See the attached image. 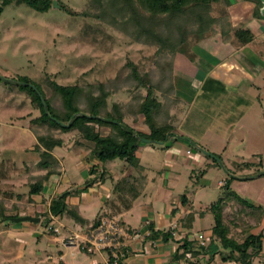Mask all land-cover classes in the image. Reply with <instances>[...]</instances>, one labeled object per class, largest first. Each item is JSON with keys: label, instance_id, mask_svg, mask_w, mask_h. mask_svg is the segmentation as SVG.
Segmentation results:
<instances>
[{"label": "rangeland", "instance_id": "rangeland-1", "mask_svg": "<svg viewBox=\"0 0 264 264\" xmlns=\"http://www.w3.org/2000/svg\"><path fill=\"white\" fill-rule=\"evenodd\" d=\"M101 1L55 0L57 4L53 3L50 11L39 13L26 4H16V1L3 6V0H0V7L3 8L0 15V78L3 79H0L1 215H19L21 211L35 208L33 200L29 199V192L30 184H34L40 174L37 165L39 149L60 148L58 152L61 151L64 154L61 156L66 157L67 174L77 183L83 181V173L76 167L74 159L87 164H91V161L101 162L91 154L93 144L89 142L86 145L80 131L66 133L51 127L50 122L38 121L42 110L33 95L16 85L19 79L27 78L37 85L44 92L46 100L61 114L65 113V108L53 84L83 88L85 92L80 100L81 106L87 102L89 88L102 84L111 94L108 98V109L111 110L115 103L127 105L134 101L136 91L129 88L133 83L128 79L131 73L129 64L147 73L155 72L159 64L167 66L172 60V43L161 45L150 43L147 39L144 42V38L142 42H135L109 25L112 14L106 12L104 15ZM228 1L232 17L237 7L241 10L257 7L253 1ZM63 6L72 14L67 13ZM218 8L224 9L226 14V9L217 5L215 11H219ZM255 18L260 25L259 30L264 34V18ZM262 37L257 38L255 47L246 49L242 55L246 63L252 66L255 77L254 80L243 77L241 87H236L238 79L231 74L235 85H205L207 72L195 68V55L189 54L185 58L175 55L174 84L179 97L185 102L181 119L175 125L176 130L183 133L186 143L170 141L165 146L146 144L142 150V162L152 169L149 170V178L153 170H162L159 180L165 186L168 184L178 199L185 194L194 196V206L199 208L217 203L228 191L224 187L231 176L228 170H235L237 177L230 189L252 204L264 207V177L253 176V171L236 170L233 165L257 163L258 155L264 159V35ZM202 50L200 46L191 49L192 54L206 57L208 62L215 61ZM180 66H189L188 71H182V68H178ZM142 92L146 94L145 90ZM94 93L99 94L98 87ZM143 119L142 116H130L127 122L147 131ZM99 130L104 135L110 132L106 128ZM172 143L175 146L170 153L168 147ZM51 151L57 154L53 149ZM101 163L85 168L91 170L88 175L96 173L93 177L96 181H100L101 177L105 178V182L108 180V187L115 185L111 182L112 176L124 185L141 180V171L137 169L129 175V165L121 160L109 161L104 165ZM167 165L169 169H166ZM230 206L225 212L228 221L237 212L236 208H241L237 203L233 209ZM43 217L44 220L38 226L39 232L50 234L49 228L53 227V222L48 221V213H44ZM210 217L207 220L209 227L212 222ZM243 220L239 222L242 225L237 224L241 229L248 221L250 226L259 227V223L252 218L247 221L244 216ZM237 221L239 218L236 215ZM5 227L7 225L0 223V232ZM245 234L237 232L236 235L241 241ZM16 235L11 229L0 234V264L39 263L42 261L39 257H46L50 251L44 236L39 242L34 237L23 238L28 241V246L22 248L14 239ZM5 244L7 247L4 248ZM13 244L17 247L14 248ZM8 245L14 248L15 257H9L8 252L12 250ZM67 259L70 260V257ZM253 264H264V258L255 260Z\"/></svg>", "mask_w": 264, "mask_h": 264}, {"label": "trees", "instance_id": "trees-1", "mask_svg": "<svg viewBox=\"0 0 264 264\" xmlns=\"http://www.w3.org/2000/svg\"><path fill=\"white\" fill-rule=\"evenodd\" d=\"M14 1H16V4H26L39 13H46L51 10L55 0H3V6ZM96 1L99 2V0ZM248 1L257 3L254 13L255 16L261 17V2L258 0ZM102 3L101 7L104 15L106 12L112 14L110 23L105 21L131 37L135 42H142L141 40L144 38V42L147 39L150 43L161 45L172 43L174 45L171 62H166L168 63L167 66L159 64L155 72L142 73L137 66L129 64L131 73L128 79L133 82L129 85V88L136 91L132 103L124 104L126 106L115 103L112 109L109 110L108 98L111 94L104 85L100 84L89 88L90 92L86 94L87 102L85 106H81L80 100L85 92L83 88L77 85L62 86L53 84L56 93L62 98L65 108V113L61 114L46 100L44 92L29 79L21 78L16 85L23 87L29 95L35 97L42 110V115L38 118V121L50 122L51 127L66 133L80 131L87 142L86 145H89V142L93 144L91 154L96 159L103 163L121 160L129 165V175H131L134 170H142L141 161L136 153L145 140L150 141L147 143L153 146H165L170 141L185 140L183 136L177 133L175 126L178 117L179 97L173 85L172 66H174V58L175 55L187 56L190 54L193 56L191 49L197 46L202 39L215 34L217 31L227 33L230 27L227 28L229 23L224 22V9L218 8L219 11H215L214 8L217 5L227 10L230 3L228 0H103ZM63 9H65L64 6ZM65 11L72 14L67 9ZM2 12L3 8L0 7V15ZM235 37L242 43L252 39L251 33L246 30L236 31ZM164 65L166 64L164 63ZM31 85H34L35 88ZM96 87H98V95L94 93ZM143 90L146 94L142 92ZM41 97L46 102V108ZM173 109L176 113H172ZM130 116L144 117V125L147 126L149 132H141L129 124L127 119ZM59 122L65 125L70 124V127L62 126ZM100 128L109 129L110 132L108 131L104 135V132L99 130ZM188 142L191 146L193 145L191 141ZM51 149L52 147L49 150H36L39 154L38 168L45 170L46 173L39 175L36 182L30 184V196L39 194L50 177L58 173L59 163L51 153ZM258 159L257 163L242 162L233 163V165H235L236 170L253 171V176L264 177V159L259 155ZM214 161H216L215 158ZM228 172H231V176L224 186L228 191L209 208L214 216L213 241H218L221 251L226 252L225 255H222L223 261L253 264L254 258L258 257L263 251L264 229L260 227L264 225V207L252 204L231 190L230 187L237 177V172L235 170H228ZM142 179L144 180L141 177V180H137L135 184H119L116 190L131 196L129 200H126L131 202L140 195L143 185ZM69 195V192H65L53 199L48 215L51 214L53 217L65 216L83 224L85 220L75 208L69 207L66 203ZM181 199L184 202L185 196H182ZM230 202L237 203L241 208L233 213L231 221H225L224 209ZM245 209L248 211H245ZM236 215L239 218L238 223L244 221V216H246L258 222L259 227L245 223V227L241 229L237 225L238 223L235 222ZM19 217L17 214H0V223L8 224L7 222L10 219ZM102 217L97 218L91 227L98 226ZM231 228H235L240 233L250 230H254V232L240 241L237 238V232L234 231L235 234L233 235ZM238 229H241V231H238ZM151 231L150 240H155L159 236L165 239L171 235V232L155 231L153 227H151ZM195 249V242L188 239L183 240V243L175 252L174 261H190L189 256L194 258L201 255L209 247L204 248L200 245L198 250ZM108 255L110 264H114L112 254L108 252ZM122 261L123 258L119 260L118 264H122Z\"/></svg>", "mask_w": 264, "mask_h": 264}, {"label": "crops", "instance_id": "crops-1", "mask_svg": "<svg viewBox=\"0 0 264 264\" xmlns=\"http://www.w3.org/2000/svg\"><path fill=\"white\" fill-rule=\"evenodd\" d=\"M230 7H227L226 14H224V22L229 23V26H227V28L230 27L228 29L229 31L227 33L217 31V33L205 37L197 44V46H200L203 49L202 51L204 53L215 60H209L208 62L206 57H199V54H194L195 59L193 61L196 63L195 68L207 72V75L205 76L207 78L204 83L205 85L216 84L218 87H222L224 83L235 85L236 82L233 81V78H230L231 74L238 79L236 87H241L244 82L243 77L248 78V80H254L255 77L252 66L250 67L242 57L244 52H246V49L255 47L257 40L263 38L262 36L264 35L259 30L260 25L255 20V8L254 6H250V8H244V10H241V8L237 7L236 14L232 17ZM239 30L249 31L252 36L251 41L246 43L240 42V40L235 37V32ZM181 57L184 56L181 55ZM188 67L189 66H180L178 68H182V71H188ZM174 69H176L175 64L172 66V76L173 85L176 90L174 84ZM201 86L204 85L201 84ZM244 88L246 89V87ZM176 94L179 97L177 90ZM178 104L180 110L177 109V120L181 119V114H183L185 107L183 105L185 102L181 97H179ZM172 113H176V111L173 109ZM137 130L144 133L149 132L148 128L147 131L142 130L141 128H137ZM177 133L180 136H183L181 131L177 130ZM178 141L181 144L182 142L186 143V140L180 139ZM146 144L151 146L150 143L144 141L136 153L142 166V175L140 177H143L144 180L142 179L143 185L140 195L131 202L126 201L129 200L131 196H128V194L126 195L125 193H120L116 190L119 182L114 180L113 176L111 182L115 185L108 187L106 185L108 180L105 182L104 177H101L100 181H96L95 178L93 180V177H95L94 174L96 173L88 175L91 170L89 171V167L88 169L85 167L92 166V164H100L101 162L91 161V164H87L83 162V160L78 159V161L77 158L74 159V161L77 162L76 167L83 173L81 179L83 181L77 183L69 174H67L68 170L65 163L66 157L64 158V156H61V151L58 152L60 148L52 147L53 151L57 152V154H55L51 151L59 163V168L57 169L58 173L50 177L39 194L29 197V199L33 200L35 208H33L32 211H21L19 216L41 218L44 213L49 212V207L53 199L65 192H69L70 195L66 199L67 205L75 208L85 222L81 224L65 216L53 217L50 214L48 215V221H52L53 226L59 228V234H53L52 231H50V234H41L39 232L38 226H40L44 217L43 219L41 218V221L37 224L31 222L9 223V221L7 222L8 224L1 223L7 225V227H5L0 234L4 233V231H9V229L13 230L15 234H18L14 239L20 243L18 245L22 246V248L28 246V241L22 240L23 238H28V236H30L31 239L34 237V240L39 242V240L43 239V236L46 237L50 251L46 253V257H39V259L42 260L40 261L41 263L39 262L35 264H110L107 252L88 254L80 250L78 247L66 245L65 239L72 234L83 233L84 231L89 230L94 224V221L100 216H111L116 217L122 222L126 232L124 238L125 257H123L122 264H238L235 261H223L222 255H225L226 252L221 251L218 241H213L212 228L214 226V216L209 211L212 204L206 208L196 207L194 206V196L186 194L183 195L185 196V203L182 201L183 199H181L182 196L178 199V197L173 194V191L169 189L168 184L165 186V184L159 180L162 170H153L152 176L149 178V170L151 171L152 169L146 167L142 162V150ZM174 146L172 143V146L168 148L170 153L174 150ZM184 146H186V144ZM187 152L190 153L189 150ZM69 154H72V152ZM101 164L104 165L103 163ZM167 167L166 169H169V167ZM39 171V175H44L46 173L45 170L40 169ZM156 172L158 174H155ZM189 176L191 178L192 175L189 173ZM135 183L136 182H132V184ZM96 185L97 188L95 187ZM33 198H37L38 200H34ZM229 206L233 209L234 202L228 203L227 207L224 209L225 218V212ZM236 209L238 210V208ZM209 216H211L210 218L212 221L211 227L208 226L209 223L207 221ZM45 219L47 218L45 217ZM248 219L249 218H247V221ZM225 221L228 220L225 219ZM55 222L56 224H60V226H57ZM248 223H250V221H248ZM151 227H153L155 231H162L164 233L171 232V235L166 237L167 239L160 238L161 236H159L155 240H150L149 236L152 234ZM244 227L245 225L243 224V228ZM260 228L264 229V225ZM231 229L232 234L234 235L236 229ZM234 231L235 233H233ZM238 231H241V229H238ZM253 232L254 230L247 231L245 237ZM200 236L203 237L202 240L205 242L204 248L209 247V249L206 250L205 253L194 258L189 256L190 261L181 260L180 262H175L173 259L175 252L183 243V240L188 239L191 242H195V250H198L202 241ZM19 237L21 239H19ZM11 242L13 243V241ZM12 246H14V248L17 247L16 244H13ZM5 247H7L6 244L4 245V248ZM8 247L12 250L8 252L10 253L9 257H15L14 248L9 245ZM263 255L264 243L262 253L254 258L253 263L257 259L264 258ZM68 256L70 257V260L67 259Z\"/></svg>", "mask_w": 264, "mask_h": 264}, {"label": "built area", "instance_id": "built-area-1", "mask_svg": "<svg viewBox=\"0 0 264 264\" xmlns=\"http://www.w3.org/2000/svg\"><path fill=\"white\" fill-rule=\"evenodd\" d=\"M53 234H59V228L50 226ZM126 232L122 222L116 217L103 216L96 227H91L83 233H75L65 239V244L78 247L83 252L95 254L110 252L114 259V264L125 257L124 238ZM201 240L203 237H201ZM201 245L205 246L202 240Z\"/></svg>", "mask_w": 264, "mask_h": 264}, {"label": "water", "instance_id": "water-1", "mask_svg": "<svg viewBox=\"0 0 264 264\" xmlns=\"http://www.w3.org/2000/svg\"><path fill=\"white\" fill-rule=\"evenodd\" d=\"M258 1H260L261 4H262V7L260 8V15H261V17L264 18V0H258ZM54 4H57V3L54 2ZM33 88H35V87H33ZM40 96H41V94H40ZM41 99H42V102H43V104H44V106L46 108V102H45L44 98L41 97ZM59 123L62 126L70 127V124L65 125V124H63L61 122H59ZM145 141L146 142H150V141H147V140H145ZM210 157L213 158V156H210ZM40 221H41V218H34V217H31V216H25V217H19V218H12V219L9 220V223H25V222H31V223H36L37 224Z\"/></svg>", "mask_w": 264, "mask_h": 264}]
</instances>
